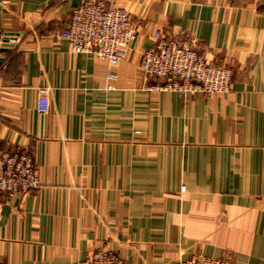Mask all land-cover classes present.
<instances>
[{"label": "crops", "instance_id": "0c3cea01", "mask_svg": "<svg viewBox=\"0 0 264 264\" xmlns=\"http://www.w3.org/2000/svg\"><path fill=\"white\" fill-rule=\"evenodd\" d=\"M81 1L0 0V147L40 179L0 192V264H264V0H106L137 29L112 63L62 36ZM156 30L229 66L232 91L147 89Z\"/></svg>", "mask_w": 264, "mask_h": 264}, {"label": "built area", "instance_id": "2783aa9c", "mask_svg": "<svg viewBox=\"0 0 264 264\" xmlns=\"http://www.w3.org/2000/svg\"><path fill=\"white\" fill-rule=\"evenodd\" d=\"M63 1V0H50ZM62 36L75 53H94L112 63L123 60L137 38V29L124 6H108L106 0H82L70 15ZM139 66L146 78L155 76L160 82L146 86L149 90H165L182 98L232 91L229 66L205 59L190 44H181L161 30L154 33V43L142 52ZM115 77L114 74H110ZM40 185L37 167L31 154L21 149L0 147V192L20 194ZM72 264H127L115 251L99 248L83 260ZM176 264H233L229 257H211L193 253L179 258Z\"/></svg>", "mask_w": 264, "mask_h": 264}, {"label": "water", "instance_id": "95a60500", "mask_svg": "<svg viewBox=\"0 0 264 264\" xmlns=\"http://www.w3.org/2000/svg\"><path fill=\"white\" fill-rule=\"evenodd\" d=\"M0 38H1V35H0ZM4 41H8L7 37H4Z\"/></svg>", "mask_w": 264, "mask_h": 264}]
</instances>
